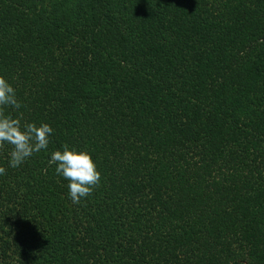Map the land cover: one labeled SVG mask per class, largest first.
Segmentation results:
<instances>
[{"label":"trees","instance_id":"obj_1","mask_svg":"<svg viewBox=\"0 0 264 264\" xmlns=\"http://www.w3.org/2000/svg\"><path fill=\"white\" fill-rule=\"evenodd\" d=\"M0 76L54 130L0 149V264H264V0H0Z\"/></svg>","mask_w":264,"mask_h":264},{"label":"clouds","instance_id":"obj_2","mask_svg":"<svg viewBox=\"0 0 264 264\" xmlns=\"http://www.w3.org/2000/svg\"><path fill=\"white\" fill-rule=\"evenodd\" d=\"M21 107L15 89L0 76V149L6 144L11 146L9 163L12 168L21 166L34 154L46 151L54 131L48 124L37 126L35 123H22L21 118L6 114L7 108ZM48 163L55 165L56 174L68 181L69 197L73 204H80L100 185L101 174L87 151L69 150L64 145L63 151L51 154ZM5 174V168L0 167V175Z\"/></svg>","mask_w":264,"mask_h":264}]
</instances>
